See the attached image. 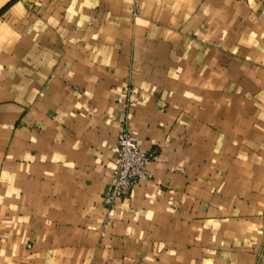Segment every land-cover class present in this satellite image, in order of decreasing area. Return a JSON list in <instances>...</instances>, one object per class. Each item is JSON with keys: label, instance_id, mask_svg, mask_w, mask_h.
Masks as SVG:
<instances>
[{"label": "crops", "instance_id": "1", "mask_svg": "<svg viewBox=\"0 0 264 264\" xmlns=\"http://www.w3.org/2000/svg\"><path fill=\"white\" fill-rule=\"evenodd\" d=\"M0 264H264V0H0Z\"/></svg>", "mask_w": 264, "mask_h": 264}, {"label": "built area", "instance_id": "2", "mask_svg": "<svg viewBox=\"0 0 264 264\" xmlns=\"http://www.w3.org/2000/svg\"><path fill=\"white\" fill-rule=\"evenodd\" d=\"M129 92V89L124 90L128 96ZM155 155L154 152L143 150L138 139L129 130L121 133L118 141L117 169L103 196L108 207H113L118 199L127 197L135 185L147 178V165Z\"/></svg>", "mask_w": 264, "mask_h": 264}]
</instances>
